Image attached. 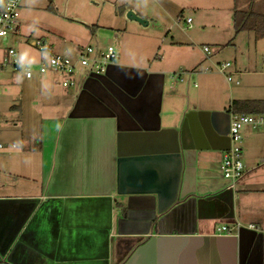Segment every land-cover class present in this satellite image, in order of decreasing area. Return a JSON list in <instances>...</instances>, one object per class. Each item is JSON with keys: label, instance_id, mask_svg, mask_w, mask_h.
<instances>
[{"label": "crops", "instance_id": "1", "mask_svg": "<svg viewBox=\"0 0 264 264\" xmlns=\"http://www.w3.org/2000/svg\"><path fill=\"white\" fill-rule=\"evenodd\" d=\"M249 5L264 14V0H234L232 20ZM19 29L0 40V57L22 43ZM226 40L180 62L117 58L112 65L133 71L90 78L81 96L85 71L74 91L43 94L32 134L20 109L14 136L0 116V264H264V233L247 228L264 220V129H243L234 185L219 169L231 103L264 101V37L244 30ZM28 42L34 59L15 49L36 64ZM224 62L231 82L216 69Z\"/></svg>", "mask_w": 264, "mask_h": 264}, {"label": "rangeland", "instance_id": "2", "mask_svg": "<svg viewBox=\"0 0 264 264\" xmlns=\"http://www.w3.org/2000/svg\"><path fill=\"white\" fill-rule=\"evenodd\" d=\"M233 5L234 0H23L18 32L23 41L13 46L24 57L34 59L35 53L24 39L36 40L43 35L54 53L72 60L78 58L82 47L112 45L117 61L131 57L145 63L180 62L191 50L206 46L212 53L228 37H235ZM129 11L146 25L128 19ZM188 18L190 23L186 22ZM18 74L10 69L0 71V116L9 120L5 124L12 129L6 133L13 136L22 125L15 122L19 109L25 119L24 132L32 134L37 127L34 118L47 102L45 93L64 92L61 75L48 72L26 81ZM84 76L85 69L77 65L76 85L69 91L80 86ZM39 94L41 98L37 99ZM51 101V107L56 108L57 98Z\"/></svg>", "mask_w": 264, "mask_h": 264}, {"label": "built area", "instance_id": "3", "mask_svg": "<svg viewBox=\"0 0 264 264\" xmlns=\"http://www.w3.org/2000/svg\"><path fill=\"white\" fill-rule=\"evenodd\" d=\"M20 2L21 0H3L0 9V40H5L10 34L17 31L20 17ZM186 22L190 23V19L188 18ZM28 43L41 55L42 60L36 64L21 62L15 48L5 47L0 57V69H10L12 72L20 73L25 79H31L34 74L57 73L63 76L61 82L63 88L75 85L74 73L77 65L82 66L87 73L103 74L107 66L118 58L117 51L112 45L105 48H97L90 45L82 47L79 50L78 58L72 60L54 53L52 48L43 40H30ZM202 49L205 54H210L208 47L204 46ZM230 65L229 62L216 65L217 71L223 74L228 82L232 81L231 75L227 73ZM206 70L209 71L210 69ZM245 126L251 128L264 127V114H230L228 127L229 148L222 156L219 166L222 177L230 185H234L244 173L241 145L243 140L242 130ZM11 147H15V145ZM5 148V145L0 142V153ZM239 227V224H235L233 228L221 226L217 230L231 234V229L237 230ZM247 228L264 233V220L261 224H250Z\"/></svg>", "mask_w": 264, "mask_h": 264}, {"label": "trees", "instance_id": "4", "mask_svg": "<svg viewBox=\"0 0 264 264\" xmlns=\"http://www.w3.org/2000/svg\"><path fill=\"white\" fill-rule=\"evenodd\" d=\"M251 5V4H250ZM233 11V26L235 33L253 31L254 37H264V14L254 13L251 7ZM1 9V8H0ZM229 110L235 114H264V101H233Z\"/></svg>", "mask_w": 264, "mask_h": 264}, {"label": "water", "instance_id": "5", "mask_svg": "<svg viewBox=\"0 0 264 264\" xmlns=\"http://www.w3.org/2000/svg\"><path fill=\"white\" fill-rule=\"evenodd\" d=\"M126 17L128 19H130V20H135V21H137V22H139V23H141L143 25H146V23H147L146 21H144V20L140 19L139 17H137L131 11H129V12L126 13ZM114 68L115 69L117 68L120 71H124V72L133 71V69H131V68H126V67H121V66H114V65L110 64V65L107 66V69L105 70V72L103 74H90L89 75V77L87 78L85 84L82 86L81 96L84 95V91L87 89V86H86L87 85V82H89V79L90 78H95V79L100 80V81L103 82L104 79H106V78L109 77V74H110L109 71L112 70V69H114ZM137 71H140V70H137ZM115 85L119 89V91H122V92H124V93H126V94H128L129 96H132V97H134L139 92V90L137 88H136V90L134 92H131V91L127 90L126 87L123 84H121V83H115ZM110 90H111V94H114V93L115 94H118L119 93V91L116 90L115 88H114V90L113 89H110ZM121 106H122V109L124 110L125 109L124 106L123 105H121ZM157 109H158V107L156 106V111H157ZM76 115H77L76 112L73 111L71 113L70 117L73 118V117H76Z\"/></svg>", "mask_w": 264, "mask_h": 264}]
</instances>
